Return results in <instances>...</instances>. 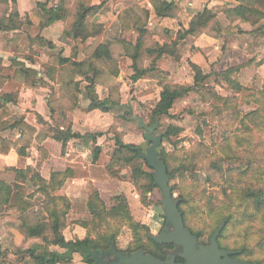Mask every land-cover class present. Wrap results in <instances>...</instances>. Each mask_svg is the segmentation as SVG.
Segmentation results:
<instances>
[{
    "label": "trees",
    "instance_id": "trees-1",
    "mask_svg": "<svg viewBox=\"0 0 264 264\" xmlns=\"http://www.w3.org/2000/svg\"><path fill=\"white\" fill-rule=\"evenodd\" d=\"M67 1L59 0L58 5L51 9L45 8L42 4L38 5L49 15L48 24L63 23L68 19L69 10L65 7ZM241 1L242 5L233 12L227 9L225 11L242 18L244 21L251 22L256 27L255 32H261L264 24V21H262L264 15L259 12V8H264V0H256L254 5L251 3L247 4L246 0ZM155 8L157 16L165 17L172 11L173 5L167 2H160L155 4ZM96 10H98L96 7L80 6L69 35L82 41L89 39V37L100 35L103 27L90 28L86 24L87 16ZM139 11L142 13L143 18L136 25H132L124 14L119 15V20L125 31L135 28L139 32V37L135 44L122 38L106 40L94 46L92 55L82 63H70L69 60H62L67 65L62 70V73L65 74L63 76L69 80V83L63 89L73 88L75 90V104H78V97L81 94V84L74 82L76 75L82 76L89 83L85 88L90 101L89 110L110 112L113 108L122 105L121 85L115 82L119 75L118 59L120 56L125 55L131 58L133 62L131 81L135 85L148 75L150 71L157 70V64L164 56L172 57L177 61L181 60L179 44L188 35L199 36L207 31H217L220 25L217 20L218 12L205 9L192 19L188 30L184 33L179 32L176 40H171L170 35L165 34L166 40L161 44L151 39L152 34L146 28L149 21V13L141 9ZM147 61L152 63L149 69L145 68ZM1 64L2 62L0 61ZM190 66L194 73V85H165L159 101L149 115L148 125L143 124L142 120H138L146 131L145 140L149 144L146 151L133 144H125L119 137L115 140L111 163L115 164V166L130 167L132 179L137 183L138 181H143V184H140V189L142 190L141 199L146 205L150 201L148 195L159 189L155 183L156 171L151 170L145 161L149 168V171H146L144 164L137 163V161L143 160L141 154H146L147 150L156 143L157 138H161L160 145H162L164 138L170 139L172 135H178L179 133V130L172 126L164 135L154 136L159 128L160 119L170 117L175 102L190 93H199L204 103H211L215 111L213 114L216 113L217 115L222 113V110L218 109L228 107L230 102L237 99L236 96L230 97L223 93H214L204 89L210 75L205 74L200 67L193 63H190ZM236 72L237 69H228L219 73L216 77L222 78L227 86L238 95L242 92L243 87L237 80L232 78V75ZM98 85L105 86L108 89V97L104 100H101L97 94ZM263 92L264 89L261 94ZM15 99L16 95L0 96V132L11 131L8 138L0 137V155L8 156L13 150H18L19 154L17 167L13 169L15 182L8 184L5 181H0V212H13L18 216V221L20 222L18 229L26 240H40V244L35 248L26 251L19 249L25 255L22 264H75L74 255L76 254L80 255L82 262L85 264H117L120 259L131 258L138 253L152 255L163 262L174 259L176 263H184V259L181 257L182 247L174 243H159L156 237L151 234L150 226L134 219L128 199L123 194L116 196L114 205L108 207L99 192L93 193L87 205L92 216L91 224L78 223L81 227L88 229L87 236L83 240L67 241L64 233L68 227L67 218L71 206L65 197L59 195V192L67 182L69 170L52 173L50 181L43 179L40 175V168L47 158L48 152L42 147L39 150L41 160L38 162L37 168L31 170L27 166V158L37 136V129L29 125L25 118L12 115L9 105H15ZM50 108L52 113L51 123L49 124L50 133L53 139L62 144L63 153L69 142L80 140L83 143V148L92 149L94 160H98L101 147L97 146V144L102 134L86 133L81 135L74 133L71 123L65 124L60 119L55 118V107L53 104H50ZM127 109H130V107ZM127 113H130V110ZM257 114L258 112L250 113L245 119L256 118ZM61 125H64V130L61 129ZM18 134H20V137H18ZM45 136L43 135L44 138ZM155 152L158 156V161L164 163L167 168L172 196L175 201L179 202V209L183 214L185 226L192 231L194 236L201 239L203 234L195 232L188 225V215L183 208L186 205L185 198L183 196L176 198V187L171 185V182L178 177L180 171L172 168L171 155L165 150L157 152L156 149ZM108 171L111 175L117 176L110 167H108ZM228 172L230 175H238L239 179H242L254 173L255 166L249 163L245 169L229 170ZM228 190L231 191V194H228ZM228 190L225 191V197L229 201L230 206L234 207L235 212L229 211L228 214L223 215L218 220L211 238L221 228L218 244L222 250L231 252L235 259L248 261L252 264H264V259L261 258V255L264 254V241L258 243L255 247L245 244L241 245V247L230 248L225 244L229 238L231 228L249 226V228L251 227L254 230V225L261 220L264 221V188H257L253 183L244 188H233L232 184H230ZM38 195L44 198L42 202V217L33 211L32 200ZM160 204L162 205L163 202L161 201ZM162 216L165 219L162 230L166 231L168 228L172 230L173 228L166 219L165 211ZM92 226L94 230L102 229V231L92 236V232L89 230ZM123 227H129L133 233V244L126 251L118 248V237ZM53 247H59L64 252L54 251L51 249ZM0 254L4 255L3 252Z\"/></svg>",
    "mask_w": 264,
    "mask_h": 264
},
{
    "label": "crops",
    "instance_id": "crops-1",
    "mask_svg": "<svg viewBox=\"0 0 264 264\" xmlns=\"http://www.w3.org/2000/svg\"><path fill=\"white\" fill-rule=\"evenodd\" d=\"M160 2L173 5L169 15L157 16L155 4ZM58 3L59 0H0V96L16 95L15 105H9L10 112L14 116L25 118L29 125L37 129V136L27 158V166L31 170L37 168L41 160L39 150L42 147L48 152L40 168L43 179L50 181L52 173L69 170L67 182L59 195L65 197L70 206H77L84 200L87 206L90 193L84 185L88 182L95 184L98 189L95 192H99L103 199L101 190L106 180L93 175L91 167L94 165L90 162L93 159L92 149L83 148L82 141L72 140L63 153L62 144L53 139L50 133V104L55 107V118L65 124L71 123L73 132L81 135L93 134L110 124H116L119 118H122L128 105L122 89L123 75L129 77L128 81H131L133 75V62L130 57L122 55L118 59L119 75L115 82L121 85L122 105L107 113L89 110L90 101L85 89L89 83L80 75H76L74 79L75 83L81 84L79 101L75 104V90L63 89L69 80L62 73L67 67L62 60L82 63L92 55L94 46L106 40L122 38L136 43L139 32L135 28L125 31L119 20L120 14H124L132 25H136L143 18L139 9L147 11L149 21L146 28L152 34L151 39L163 44L166 40L165 34H169L171 40H176L179 32L188 30L192 19L205 9L217 11L220 24L217 31H207L199 36L188 35L179 44L181 60L164 56L157 64V72L169 76V82L175 85L192 86L194 74L191 73L190 63L200 67L210 78L216 77V73L237 69L232 78L243 87L239 95L248 97L254 92L253 89L264 88V24L262 31L256 33V27L251 22L225 11L227 9L233 12L242 5L241 0H68L65 4L69 10L68 19L63 23L50 25L47 23L49 15L38 5L42 4L51 9ZM246 3L254 5L256 0H246ZM82 5L98 8L87 16L86 24L90 28L103 27L100 35L89 37L85 41L69 35ZM259 12L264 15V8H259ZM151 65L152 63L147 61L145 68L149 69ZM154 78L148 73L135 85L142 81L150 82ZM155 80L157 81L156 78L153 81L156 82ZM218 81L221 83L219 78L215 80ZM169 82L166 81V84ZM97 94L101 100L106 99L107 87L98 85ZM61 129H65L64 125H61ZM118 130L121 131L120 126ZM10 134L11 131L6 130L0 132V137L8 138ZM43 135H46L45 138ZM97 146L104 148L101 143ZM18 158V150H13L8 156L0 155V172L16 168ZM84 189L87 194H84ZM38 197L43 198L38 195L35 199ZM33 211L38 209L34 208ZM86 214L90 215L88 207ZM14 218L16 221L18 216L13 212L0 213V244L3 246H19L25 241L18 229L20 222H10ZM68 228L70 229L69 223ZM79 229L81 231L83 228L76 226L74 233L77 234ZM66 230V240H76L68 237ZM84 233L85 238L87 233ZM28 243L35 245L25 248V251L37 247L40 240L29 239Z\"/></svg>",
    "mask_w": 264,
    "mask_h": 264
},
{
    "label": "rangeland",
    "instance_id": "rangeland-1",
    "mask_svg": "<svg viewBox=\"0 0 264 264\" xmlns=\"http://www.w3.org/2000/svg\"><path fill=\"white\" fill-rule=\"evenodd\" d=\"M218 74L216 73V75ZM149 75L155 77L157 81L154 82V78L150 82L142 81L135 86L132 85L131 81H128L127 78L129 77L123 75L122 89L128 104L125 113L116 124H110L93 133L102 134L98 143H101L104 148L101 149L98 161L93 158L90 162L94 165L91 167L93 175L106 180L101 191L107 206L112 207L114 205L116 196L125 195L134 219L150 226L151 234L158 237L164 233L162 229L165 224V219L162 216L165 208L163 204H160L163 201L162 191L156 189L150 193L148 195L149 203L144 204L140 189V184H143V181L137 183L132 179L130 167L115 166L111 163L117 137L121 138L125 144L141 147L143 151L149 147L145 140L146 131L138 120H142L143 124L148 125L149 115L159 99L164 84L166 81H170L169 76L159 73L157 70L150 71ZM216 79L218 78L208 79L204 89L214 93H223L230 97L236 96L237 101L234 99L235 101L230 102L228 107L218 109L222 110V113L217 115L216 113L213 114L215 111L211 103H204L199 93H190L175 102L170 117L160 119L159 128L154 135H164L172 126L179 130L178 135H172L170 139L164 138L162 145L157 148V152L165 150L170 154L172 168L180 171L171 185L176 187V198L181 196L185 198L186 205L183 208L188 215V225L195 232L203 234L199 244L205 246L210 245L211 235L216 229L218 220L223 215L228 214L229 211L235 212L234 207L230 206L225 197V191L228 190L230 184L233 188H244L253 183L257 188H264V92L261 94L264 88L260 90L255 88L253 89L254 94L243 97V95H237L227 86L222 78H219L221 83L215 82ZM166 85L173 86L175 84L169 82ZM128 107L130 109H127ZM128 110L130 113H127ZM256 112H258L256 118L245 119L248 114ZM118 126H120L121 131L118 130ZM137 163H143L145 170L149 171L144 160H139ZM249 163L255 166V172L249 177L239 179L238 175H230L228 172L229 170L245 169ZM108 167L117 174L116 177L109 173ZM14 178L13 169L0 172V181L12 184ZM86 184L84 186H86L90 196L98 191L94 183L88 182ZM87 190L84 189V194H87ZM228 194H231L230 190H228ZM40 198L32 201L34 208L38 209L34 213L42 217L44 199ZM71 207L73 206L71 205ZM87 207L84 200L71 208L73 210L70 211L67 218L70 225V229L66 230L68 237L83 239L84 232L88 233V229L78 225V223L91 224L92 217L86 214ZM14 221L15 218L10 222ZM76 226L83 228L81 231L79 229L77 234L74 233ZM254 226V230L249 226L231 228L229 238L225 242L226 246L236 248L248 244L255 247L258 243L263 242L264 221L261 220ZM89 230L92 232V236L102 231V229L94 230L93 226ZM28 241L25 239L23 243L19 244L20 247L18 245L3 246L0 244V253L3 252L4 254H0V264H21L25 255L19 249L24 250L35 245L28 243ZM132 244L133 233L131 229L123 227L118 237V248L126 251ZM51 249L63 251L60 248ZM261 258L264 259V254L261 255ZM75 260L77 264H85L78 255H76Z\"/></svg>",
    "mask_w": 264,
    "mask_h": 264
},
{
    "label": "water",
    "instance_id": "water-1",
    "mask_svg": "<svg viewBox=\"0 0 264 264\" xmlns=\"http://www.w3.org/2000/svg\"><path fill=\"white\" fill-rule=\"evenodd\" d=\"M161 138H157L156 143L147 150L146 154H141L144 161L148 163L151 170L156 171L155 183L163 193V205L167 221L173 228L168 232V228L160 236L156 237L159 243H174L182 247L181 257L184 263H176L174 259L166 262L156 259L152 255L143 253L135 254L131 258L120 259L117 264H252L248 261L235 259L232 253L222 250L218 244V237L221 228L213 235L210 245L199 244L200 239L193 235L192 231L185 226L183 214L179 209V202L175 201L170 184L167 168L164 163L158 161L155 150L161 144Z\"/></svg>",
    "mask_w": 264,
    "mask_h": 264
}]
</instances>
